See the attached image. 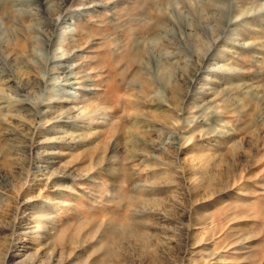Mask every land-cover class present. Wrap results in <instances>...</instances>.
Returning <instances> with one entry per match:
<instances>
[{
  "label": "rangeland",
  "instance_id": "rangeland-1",
  "mask_svg": "<svg viewBox=\"0 0 264 264\" xmlns=\"http://www.w3.org/2000/svg\"><path fill=\"white\" fill-rule=\"evenodd\" d=\"M37 1L0 0V264H264V0Z\"/></svg>",
  "mask_w": 264,
  "mask_h": 264
},
{
  "label": "bare ground",
  "instance_id": "bare-ground-1",
  "mask_svg": "<svg viewBox=\"0 0 264 264\" xmlns=\"http://www.w3.org/2000/svg\"><path fill=\"white\" fill-rule=\"evenodd\" d=\"M47 0H41L40 1V3H39V0L37 1V3H38V6H39V4H40V7H41V9H46V7H48V3L46 2ZM14 2L15 3H19L22 7L26 4L25 2H27V0H14ZM210 3V2H209ZM13 4V3H12ZM203 5V4H202ZM229 5V4H228ZM228 7V6H227ZM37 8V7H36ZM231 8V7H230ZM261 10V9H260ZM22 11V10H21ZM257 13V12H256ZM255 13V14H256ZM41 14V13H40ZM45 14V13H44ZM245 14V13H244ZM248 14V13H247ZM258 14V13H257ZM46 15V14H45ZM50 15V14H49ZM62 15V14H61ZM260 17H262V16H260ZM264 17V16H263ZM144 19V18H143ZM234 20V19H233ZM237 20V19H236ZM244 20V19H243ZM71 26V25H70ZM70 26L68 25H62L61 24V21L60 20H56L55 22H54V27H55V29H56V33H55V36L53 37V39L52 40H48V42H47V47H48V50H49V44H51V45H53V50H54V53H59L61 50H62V47H63V45L65 44V42L67 41V38H68V35H69V32H68V30H69V28H70ZM153 26H155V24H153ZM60 29V30H59ZM155 29V28H154ZM4 28L2 27V25H1V23H0V35H2L3 33H4ZM156 32V31H155ZM38 33H40V32H38ZM43 35V34H42ZM155 36V35H154ZM44 38V37H43ZM70 38H72V37H70ZM74 39V38H73ZM216 40H218V39H216ZM45 44H46V42H45ZM146 44V43H145ZM149 44V43H148ZM231 45V44H230ZM233 46V45H232ZM51 48V47H50ZM237 48V47H236ZM241 48V47H240ZM244 48V47H243ZM48 50L46 49L45 51H46V53H48ZM139 50V49H138ZM136 51V50H135ZM148 51H150V50H148ZM209 51V50H208ZM207 52V51H206ZM237 52V51H236ZM61 53V52H60ZM77 53V52H76ZM134 53V52H133ZM141 53V52H140ZM209 54V53H208ZM207 54V55H208ZM226 54V53H225ZM74 55V54H73ZM211 55V54H210ZM213 55V54H212ZM227 55V54H226ZM46 56V55H45ZM51 56V55H50ZM49 56V57H50ZM149 56H150V54H149ZM52 57V56H51ZM50 57V59H49V61L48 62H54L53 61V58H51ZM58 57V56H57ZM60 57V56H59ZM151 57V56H150ZM153 57V56H152ZM206 57V56H205ZM36 58V57H35ZM68 59V58H67ZM131 59V58H130ZM153 59H155V57H153L152 58V60ZM206 59H207V57H206ZM44 60H47V59H44ZM208 60V59H207ZM47 62V61H46ZM55 64V63H54ZM56 64H57V62H56ZM65 64V63H64ZM59 65V64H58ZM52 66H54V65H52ZM205 66H206V64H205ZM203 68V67H202ZM200 71H202V70H200ZM212 71H214V70H212ZM195 72H197V71H195ZM204 72V71H203ZM67 74V73H66ZM227 74V73H226ZM197 76L199 77V72H197ZM206 76V75H205ZM231 77V76H230ZM195 78V77H194ZM215 79V78H214ZM67 80V79H66ZM191 81V80H190ZM193 81H191V83H192ZM206 82V81H205ZM194 85H195V83H194ZM193 87V86H192ZM190 89H191V87H190ZM194 89H197V88H193V90ZM200 90V89H199ZM192 93V92H191ZM191 93H189V94H191ZM67 98H69V97H67ZM205 100V99H204ZM188 102V101H187ZM19 103V102H18ZM195 103V102H194ZM201 103V102H200ZM205 103H207V105H210V104H212V100L211 99H208ZM12 106V105H11ZM162 106V105H161ZM52 107V106H51ZM50 107V108H51ZM23 108V107H22ZM18 109H20L19 107H18ZM52 110V109H51ZM26 111V110H25ZM201 111H203L202 109H201ZM51 112V111H50ZM217 112V111H216ZM14 113V112H13ZM12 113V114H13ZM16 114V113H15ZM211 115H212V113H211ZM213 117H214V115H213ZM14 118V117H13ZM212 118V117H211ZM12 119V118H11ZM52 125H65V126H69V127H71V128H77L78 126H80L79 125V121H78V119L74 116V115H57V116H53L52 117ZM215 119V118H214ZM218 119V118H217ZM220 119V118H219ZM18 120V119H17ZM21 120V119H20ZM216 120V119H215ZM13 121H14V119H13ZM16 121V120H15ZM217 121V120H216ZM22 122V121H21ZM24 122V121H23ZM23 122H22V124H23ZM17 123H18V121H17ZM25 123V122H24ZM21 124V125H22ZM146 124V123H145ZM51 125V126H52ZM151 125V124H150ZM154 125V124H153ZM83 126V125H82ZM152 126V125H151ZM150 127V126H149ZM48 128V127H47ZM155 128H157V127H155ZM55 129V128H54ZM51 130H52V128H51ZM50 130V131H51ZM159 130V129H158ZM57 131V130H56ZM19 131H17V133H18ZM51 132H53V131H51ZM20 135V134H19ZM22 135V134H21ZM36 167H37V165H35ZM46 168V167H45ZM47 169V168H46Z\"/></svg>",
  "mask_w": 264,
  "mask_h": 264
}]
</instances>
